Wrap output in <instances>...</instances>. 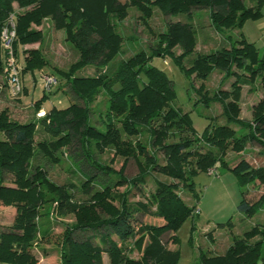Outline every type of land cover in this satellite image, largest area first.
I'll return each mask as SVG.
<instances>
[{"label": "trees", "instance_id": "obj_1", "mask_svg": "<svg viewBox=\"0 0 264 264\" xmlns=\"http://www.w3.org/2000/svg\"><path fill=\"white\" fill-rule=\"evenodd\" d=\"M263 6L264 0H256L253 6H247L245 0H0V74L6 63L1 33L11 15L16 25L17 58L24 45L43 41V31L34 25L51 18L54 28L64 30L66 39L75 44L80 59L68 71L56 69L50 74L58 82H66L82 101L71 100L65 108L54 105L44 117L28 122L12 119L8 109L0 112V203L16 209L12 225L0 231V264H38L34 249L52 238V221L71 215L76 222L67 224L58 235L61 264H105V253L108 264H180V250L171 249L169 242L179 240L177 231L197 212V204H189L181 196V183L195 191L193 177L220 166L233 171L242 187L255 182L264 185V166L256 167L243 156L234 163L227 160L229 151L242 152L253 142L264 153V96L254 105L251 120L240 118L239 104L243 86L252 89L259 80L264 90V48L242 32L237 38L227 34L242 30L249 20L260 19ZM131 8L138 10L139 20L151 29L155 8L165 15L184 13L189 18H193L194 9L205 8L214 28L230 44L198 53L187 67L184 60L196 50L198 31L191 22H169L150 52L140 50L116 62L124 53L120 22ZM177 47L180 53H176ZM24 52L23 72L34 74L48 66L40 49ZM154 56H171L189 78L200 80L198 94L208 103L219 101L227 123L209 125L198 134L190 113L174 105V82L151 64ZM91 65L100 69L98 73L78 75ZM214 69L234 80L231 89L217 90L212 96L204 82ZM51 91L45 89L34 102L37 110ZM101 94L107 99L103 107L95 106ZM40 124L50 137L36 141ZM149 146L163 153L165 163L159 162ZM65 148L78 171L81 156L92 168L83 172L79 184H59L50 179L41 163H34L39 156L61 163ZM109 148L125 163L133 158L139 174L127 179L125 163L116 171L98 161L97 154ZM154 171L173 182L156 180V189L146 200H132L133 187L142 189ZM4 172L12 174V184L3 182ZM124 184L128 189L117 191ZM79 192L86 198L81 199ZM246 194L243 192L238 208L253 217L264 206V194L255 202L247 200ZM193 198L198 202L200 195L195 191ZM142 215L161 221L143 223ZM224 224L232 225V218ZM81 231L100 235L102 244L77 240L75 235ZM166 234L168 243L163 239ZM131 239L142 251L138 258L132 257L134 249L126 246ZM194 264H264V224L253 226L243 237L234 236L224 254H203Z\"/></svg>", "mask_w": 264, "mask_h": 264}, {"label": "rangeland", "instance_id": "obj_2", "mask_svg": "<svg viewBox=\"0 0 264 264\" xmlns=\"http://www.w3.org/2000/svg\"><path fill=\"white\" fill-rule=\"evenodd\" d=\"M245 4L247 6H252L255 4V0H245ZM138 16V10L136 8H131L129 16L120 22V31L125 37L123 43L124 53L119 54L116 58V62L129 57L140 50L150 52L151 45L157 40V35L167 28L169 22H191L198 31L196 50L184 60V65L187 67L192 64L198 53H208L216 48L229 46L230 44L225 36L220 34L214 28L210 20V12L205 8L194 9L193 18H189V16L184 13L165 15L159 8H155L154 15L149 21V25L152 29L140 21ZM250 21L255 25L259 23L258 21ZM50 27L52 28V26ZM262 27L263 29L256 28V30L262 32L264 26ZM49 29L50 28L47 27L45 32L42 29L43 35L45 36L41 47L43 56L48 62L46 69L50 71L56 69L68 71L73 63L80 59L79 50L73 42L66 39V35L64 36V30H60L63 35L61 38L60 35L55 32V29L52 28L53 31H50ZM238 33H240L239 29L227 31V34H231L233 38H237L239 36ZM263 44L264 42L262 41L259 45L264 46ZM262 48L263 47H261V50ZM175 51L176 53H180L181 49L177 47ZM21 57L22 55L20 54V58L18 56L19 59L17 58V61L21 67L20 77L23 84V91L19 96L12 95L8 84V76L4 70L0 74V112L4 109H8L12 119L20 122H28L30 120H37L44 117L46 114L42 113L45 110H38L41 112L38 114L39 112L36 111L37 108L34 106V103H32L33 98H35V100L39 99L44 94L45 86L41 77V73L44 70L36 69L33 79L31 72H23L25 59H21ZM151 64L164 70L173 80L177 92V98L174 105L183 109L185 112L190 113L198 134H202L209 125L227 123V118L223 113V105L217 100H213L209 103L203 100L197 91V88L202 82L200 80L189 78L175 62L174 58L171 56H168L167 58L154 56L151 60ZM98 70L100 69L91 65L81 69L78 72V75H94L98 73ZM233 80L234 77H227L225 72L219 69H214L204 84L206 89L209 90L210 95L213 96V92H216L217 90L231 89ZM60 85L63 87L60 88ZM26 88L27 92L25 91ZM51 90L53 91H51L52 94L44 99L42 103V106L48 110L54 105L59 108H65L70 104L71 100L82 104V101L77 98L70 86L64 81L56 83ZM242 92L244 110L242 114L240 112V118L251 120L253 118V110L252 115H250L252 108L251 103L258 99L259 94H264V90L260 85L259 80H257L256 87L251 89L247 86H243ZM106 99V96L101 94L97 98L95 106L100 105V107H103ZM239 104L241 108V103L239 102ZM231 126L237 129L235 124L231 123ZM239 132H243V130ZM0 137L2 138L3 136L0 134ZM49 137L50 136L44 131L42 125H38L35 137L36 141ZM143 139L146 141L147 136H144ZM77 149H79V147ZM149 149L151 151L155 150L160 163H165V158L162 152L151 146H149ZM70 156V151L68 148H65L61 155V163H52L43 156H39L34 163H41V165L46 168L50 179L59 184H65L72 181L79 184L80 181L84 179L83 172L92 168L89 167L87 162L81 156V171H78ZM241 156L248 159L256 167L264 166L263 149L258 143L253 142L248 144L247 148L242 152L229 151L227 160L234 163L241 158ZM97 160L109 164L116 171H119L125 163L123 157L115 156L112 148L107 149L104 153L97 154ZM212 171L214 172L212 173ZM123 173L127 179H133L139 174V168L133 158L128 159L125 163ZM12 179V174L9 172L3 173L2 180L4 183L12 184ZM156 180L173 182V179L162 173L157 171L151 172L147 184L143 186L142 189H140V187H133L130 198L132 200H146L148 195L156 189ZM193 181L195 183V191L200 195L198 202L193 198L195 191L189 190V188L183 186L182 183L179 185V191L181 196L189 204H197V212L189 217L179 231H177L179 237L177 242H169V234L164 235L163 238L164 242H169V247L171 249L180 250V264H194L201 260L203 254H224L234 242V236L243 237L244 233L253 226L264 224V206H262L253 217L247 216L238 208L243 199V192H247V200L255 202L264 194V185L255 182L242 187L238 181L237 175L233 171L220 166L217 170L211 169L209 172H200L196 174L193 177ZM127 189L128 184H124L119 186L117 191L124 192ZM78 196L81 197V199L86 198V196L80 192ZM15 215V207L5 206L0 203V231L9 228L12 225ZM52 216L54 215H51V218ZM231 218L232 225L224 224ZM140 220L143 223H160L161 221V219L148 215L140 216ZM75 222L76 218L73 215L65 217L61 221H52V238L49 242L40 243L34 249V253L39 260L38 264H61L58 235L64 231L67 224L72 225ZM75 237L79 241L91 240L95 245L102 244L100 241V235L94 234L92 231L77 232ZM125 243L126 246L134 249L133 252L130 253L132 257L138 258L141 256L142 251L135 248L133 239L128 240ZM103 257L105 264H108V255L105 253Z\"/></svg>", "mask_w": 264, "mask_h": 264}, {"label": "built area", "instance_id": "obj_3", "mask_svg": "<svg viewBox=\"0 0 264 264\" xmlns=\"http://www.w3.org/2000/svg\"><path fill=\"white\" fill-rule=\"evenodd\" d=\"M16 38V25L14 22V15H11V19L7 27L2 30L1 41L5 51V72L8 76V84L13 96H19L23 91V84L21 81V67L17 61V57L13 48V41ZM41 77L46 90H51L52 87L58 83L56 77L50 73L42 71ZM39 112V111H38ZM39 112L38 114H40ZM43 114L46 112L43 111ZM214 171H212L213 173Z\"/></svg>", "mask_w": 264, "mask_h": 264}, {"label": "crops", "instance_id": "obj_4", "mask_svg": "<svg viewBox=\"0 0 264 264\" xmlns=\"http://www.w3.org/2000/svg\"><path fill=\"white\" fill-rule=\"evenodd\" d=\"M255 4H256V0H255ZM254 5V4H253ZM252 5V6H253ZM18 9V8H17ZM262 13H263V15H262V17L260 18V19H258V20H253V21H258L259 23H257L256 25L253 23V22H251L250 20L249 21H247L246 23H245V25H244V27L242 28V30H240V33L242 32L244 35H245V37L249 40V41H251V42H255L256 43V45L261 49V47H263L264 48V46H260L259 44L263 41L264 42V30L262 31V32H260L259 30H256V28L258 29H263V27L262 26H264V6H263V8H262ZM44 25V26H43ZM50 26H52V28L53 29H55L54 28V24H53V21H52V19L51 18H47V19H45L44 20V22L41 24V25H39V26H37V25H34V27L36 28V29H40V30H44V32L47 30V27L48 28H50L49 30L50 31H53V29L50 27ZM55 32H57V34H59L60 35V37L62 38L63 37V35L61 34V32H60V30H57V29H55ZM240 33H238V34H240ZM45 34V33H44ZM52 34H54V33H52ZM45 36V35H44ZM64 36H65V33H64ZM44 38V37H43ZM43 42H44V39H43V41L40 43V42H36V43H33V44H28V45H26L25 47H22L21 48V51L22 50H25V49H40L41 51H42V44H43ZM264 45V44H263ZM262 48V49H263ZM42 53H43V51H42ZM21 55H22V57H21V59H25V57H26V53H24V51H22L21 53H20ZM24 63H25V61H24ZM40 70H44V71H46V72H53V71H50V70H47L46 69V67H44V68H41ZM33 75H35V73L34 74H32V76ZM33 79H34V76H33ZM244 87H246V86H244ZM247 87H249L250 88V86H247ZM255 87H256V84H255ZM25 91L27 92V88L25 89ZM53 92V91H52ZM258 92V91H257ZM52 94V93H51ZM50 94V95H51ZM264 96V94H259L258 95V99L257 100H255V101H253L252 103H251V112H250V115H252V110H253V107H254V105L259 101V99L261 98V97H263ZM243 97V92L241 93V96H240V100H239V102L241 103V109H242V111H241V114H242V112H243V110H244V103H243V101H242V98ZM40 99V98H39ZM36 100H38V99H36ZM35 98H33L32 99V103H34L35 101ZM43 104H41V108L39 109V110H45V112L46 111H48V109L47 108H44V106H42ZM35 106V105H34ZM58 107V106H57ZM52 108V107H51ZM50 108V109H51ZM36 111H38L37 109H36ZM243 116V115H242Z\"/></svg>", "mask_w": 264, "mask_h": 264}]
</instances>
